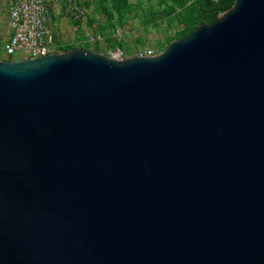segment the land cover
<instances>
[{"label": "water", "instance_id": "obj_1", "mask_svg": "<svg viewBox=\"0 0 264 264\" xmlns=\"http://www.w3.org/2000/svg\"><path fill=\"white\" fill-rule=\"evenodd\" d=\"M0 264H264V0L154 57L0 60Z\"/></svg>", "mask_w": 264, "mask_h": 264}, {"label": "rangeland", "instance_id": "obj_2", "mask_svg": "<svg viewBox=\"0 0 264 264\" xmlns=\"http://www.w3.org/2000/svg\"><path fill=\"white\" fill-rule=\"evenodd\" d=\"M12 1L0 0V48L8 36L7 15ZM50 1L52 6L48 28L55 37L54 43L59 50L84 46L87 48L84 50L94 52L96 49L95 51L101 55L99 43L95 45L83 43L86 39L84 32L103 36V46L115 41L114 31L117 27H121L125 35L121 41L116 40L115 43L125 45L124 47L130 46L128 52H131L132 48L139 49L148 46L161 53L172 41L186 37L185 29L193 31L197 27H194L193 23L188 20L191 14L189 9L191 0L187 6L180 9L166 0H118L117 3L113 0H77L86 18L84 25L73 23L66 18L63 12L64 0ZM171 8L176 9V13L170 14ZM105 9L112 14L110 22H108ZM168 12L167 18H153L155 13L166 14ZM18 59V56L11 58L15 61Z\"/></svg>", "mask_w": 264, "mask_h": 264}, {"label": "built area", "instance_id": "obj_3", "mask_svg": "<svg viewBox=\"0 0 264 264\" xmlns=\"http://www.w3.org/2000/svg\"><path fill=\"white\" fill-rule=\"evenodd\" d=\"M50 0H13L10 3L7 15L8 36L0 48V60H11L18 56L16 61L37 59L53 53H61L54 43V36L48 28L51 14ZM64 15L73 23L85 24V15L77 0H64ZM87 29V25L85 27ZM85 33L84 44L99 43L101 55L122 61L131 57H154L159 53L153 47L132 48L128 52L125 48L114 45H103V36L94 33ZM125 31L117 27L114 31L115 41H121Z\"/></svg>", "mask_w": 264, "mask_h": 264}, {"label": "trees", "instance_id": "obj_4", "mask_svg": "<svg viewBox=\"0 0 264 264\" xmlns=\"http://www.w3.org/2000/svg\"><path fill=\"white\" fill-rule=\"evenodd\" d=\"M113 1L115 3L118 2V0H113ZM166 1L169 3L170 2L173 3L174 6H177L179 9L184 8L190 2V0H166ZM191 1H192V3L189 5V9H190L191 14L188 17V20H189V22L191 21L193 23L194 27L202 25V24H210V23L214 22L215 19L220 14L229 10L234 3V0H191ZM105 12L107 14L108 22H110V20H111L110 17L112 16V14L110 11H107L106 9H105ZM174 13H176V9L171 8L170 14H174ZM168 15H169V12L166 14L155 13L153 18L154 19H156V18L164 19V18H167ZM185 32H186L185 35H189L192 32V30L186 31V29H185ZM114 44H116L117 46H119L121 48H125L126 50H128L130 48V46L124 47L125 45H119L118 43H115V41H113L110 44V46L114 45ZM79 48L87 49L84 46H79ZM68 49H71V48L70 47L69 48H62V49H60V51H66ZM95 50H94V52L97 53Z\"/></svg>", "mask_w": 264, "mask_h": 264}]
</instances>
